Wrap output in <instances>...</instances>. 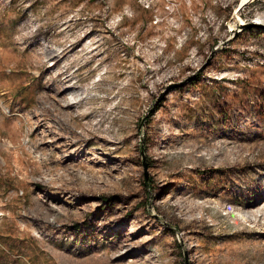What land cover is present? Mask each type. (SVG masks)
<instances>
[{
	"label": "rangeland",
	"instance_id": "obj_1",
	"mask_svg": "<svg viewBox=\"0 0 264 264\" xmlns=\"http://www.w3.org/2000/svg\"><path fill=\"white\" fill-rule=\"evenodd\" d=\"M264 0H0V264H264Z\"/></svg>",
	"mask_w": 264,
	"mask_h": 264
},
{
	"label": "bare ground",
	"instance_id": "obj_2",
	"mask_svg": "<svg viewBox=\"0 0 264 264\" xmlns=\"http://www.w3.org/2000/svg\"><path fill=\"white\" fill-rule=\"evenodd\" d=\"M247 1H248V0H242L243 3H247ZM249 1H250V0H249ZM256 23H259V24H263V25H264V22L261 21V20H259V19L256 20Z\"/></svg>",
	"mask_w": 264,
	"mask_h": 264
}]
</instances>
